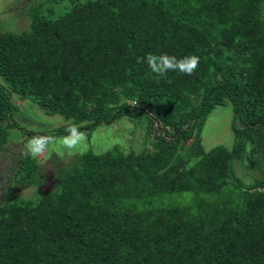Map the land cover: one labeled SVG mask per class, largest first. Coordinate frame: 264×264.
I'll use <instances>...</instances> for the list:
<instances>
[{
  "label": "trees",
  "instance_id": "1",
  "mask_svg": "<svg viewBox=\"0 0 264 264\" xmlns=\"http://www.w3.org/2000/svg\"><path fill=\"white\" fill-rule=\"evenodd\" d=\"M28 1V28L0 31V151L22 130L12 94L67 121L43 135L123 117L145 135L58 164L50 188L22 155L14 179L38 191L0 203V264H264V0ZM148 53L200 63L160 77ZM229 103L231 148L204 151ZM233 160L259 177L240 183Z\"/></svg>",
  "mask_w": 264,
  "mask_h": 264
},
{
  "label": "rangeland",
  "instance_id": "2",
  "mask_svg": "<svg viewBox=\"0 0 264 264\" xmlns=\"http://www.w3.org/2000/svg\"><path fill=\"white\" fill-rule=\"evenodd\" d=\"M31 9L32 4L28 0H0V31L21 32L27 29L29 18L26 15H30ZM55 10V14H58L59 8ZM0 83H5L1 76ZM11 97L19 108L18 114H21V118H23V120L19 119L18 121L22 130L10 129L7 144L0 151V203L12 201L18 196H34L38 191V187L19 185L17 184L19 182L14 179V174L19 168V159L22 156L24 142L30 138L24 131L31 132V137L43 135V132L53 130L67 123L64 117L59 114H46L30 99L21 100L16 94H12ZM232 119L233 108L230 103L218 105L208 114L201 131L202 140L200 144L204 151L214 146L231 148L234 141L231 128ZM131 120L128 117H123L110 124L96 126L93 130H83L87 136V142L74 154H68L67 150H64L57 143L46 156L35 159L41 167L40 172L45 176L41 187L50 188L52 186L58 164L68 165L73 161L75 155L85 151L90 150L99 154L112 149L116 145L123 151H129L131 148L138 149L142 145L145 135L144 119L141 122L138 121V123L137 119ZM158 126L160 127L159 124ZM55 137L57 141L63 138V136ZM262 148L264 149V147ZM262 148L260 151L263 150ZM245 154L248 155L247 152ZM262 155L264 154H258L259 162L263 161ZM232 165L236 180L240 183L248 184L259 177V171L249 168L245 160L241 165L233 160Z\"/></svg>",
  "mask_w": 264,
  "mask_h": 264
},
{
  "label": "clouds",
  "instance_id": "3",
  "mask_svg": "<svg viewBox=\"0 0 264 264\" xmlns=\"http://www.w3.org/2000/svg\"><path fill=\"white\" fill-rule=\"evenodd\" d=\"M144 59L151 72L160 77L166 76L169 72L191 75L197 70L200 63V57L195 54L177 58V56L167 53H148ZM65 132L66 134L59 141L53 135H35L28 138L24 142L22 155L31 159L44 157L57 143L64 150H67L68 154H74L87 142L85 132L81 131L80 126L75 123L68 124Z\"/></svg>",
  "mask_w": 264,
  "mask_h": 264
}]
</instances>
